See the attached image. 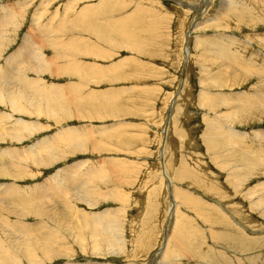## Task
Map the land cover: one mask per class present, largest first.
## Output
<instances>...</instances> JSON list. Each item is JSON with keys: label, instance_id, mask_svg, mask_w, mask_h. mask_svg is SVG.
Here are the masks:
<instances>
[{"label": "rangeland", "instance_id": "1", "mask_svg": "<svg viewBox=\"0 0 264 264\" xmlns=\"http://www.w3.org/2000/svg\"><path fill=\"white\" fill-rule=\"evenodd\" d=\"M0 16L1 72L26 43L40 57L0 80V234L32 254L0 264H264V0H0Z\"/></svg>", "mask_w": 264, "mask_h": 264}, {"label": "bare ground", "instance_id": "2", "mask_svg": "<svg viewBox=\"0 0 264 264\" xmlns=\"http://www.w3.org/2000/svg\"><path fill=\"white\" fill-rule=\"evenodd\" d=\"M207 1H208V0H207ZM23 4H24V3H23ZM231 7H232V5H231ZM237 8H238V7H237ZM226 9H227V8H226ZM2 10H3V8H2ZM4 10H5V9H4ZM230 10H231V9H230ZM245 11H246V8H245ZM200 12H201V11H200ZM240 12H241V11H240ZM3 14H4V13H3ZM6 15H7V13H6ZM217 16H218V15H217ZM215 18H216V17H215ZM4 19H5L4 16H3V17L0 16V24H1V23H2V24L4 23ZM216 20H217V19H216ZM3 25H4V24H3ZM3 27H4V26H3ZM0 28H1V25H0ZM3 31H4V30H3ZM5 31H7V30H5ZM5 31H4V32H5ZM0 35H1V34H0ZM4 37H5V36H4ZM4 37H3V38H4ZM6 37H7V36H6ZM6 37H5V38H6ZM30 37L33 38L32 35H31ZM33 39H34V38H33ZM4 40H5V39H4ZM4 40H3V42H4ZM0 41H1V40H0ZM25 41H26V40H25ZM3 42H2V43H3ZM34 42H35V41H34ZM34 42H33V44H34ZM187 42H188V41H187ZM0 44H1V43H0ZM27 44H28V43H26L24 46H22V48H19V50H16L14 53L11 54V56H10L9 58H7V60H8V63H7V65H8V69L4 70L3 72H1V70H0V80H2V79H13V78H16L19 74H21V73H19V69L21 68L20 66H21L24 62H27L28 60H31V61H32V58H34V59H39V60H40L39 55L37 56V55H36L37 53L35 54V52H34L33 50H30V49H29V45H27ZM33 44H32V45H33ZM36 44H37V43H36ZM2 45H3V44H2ZM5 46H6V45H5ZM6 47H7V46H6ZM37 47H38V45H37ZM37 47H36V49H37ZM3 48H4V47H3ZM34 48H35V47H34ZM39 50H40V49H39ZM42 51H43V50H42ZM39 54H40V52H39ZM222 56H223V55H222ZM43 57H44V56H43ZM225 58H226V57H224L223 59H225ZM34 59H33V60H34ZM43 59H44V58H43ZM204 59H205V58H204ZM223 59H222V61L225 62ZM45 60H46V59H45ZM45 60H44V61H45ZM47 60H49V59H47ZM229 60H230V58H229ZM247 60H248V59H247ZM227 61H228V59H227ZM227 61H226V62H227ZM248 61H249V60H248ZM228 62H229V61H228ZM263 62H264V61H263ZM10 63H12V65H14L15 67H11V66L9 67V64H10ZM29 63H30V62H29ZM29 63H28V64H29ZM45 63L47 64L48 62H45ZM30 64H31V63H30ZM30 64H29V65H30ZM230 64H231V62H230ZM232 64H233V63H232ZM234 64H235V63H234ZM236 64H237V63H236ZM263 64H264V63H263ZM33 65H35V64H33ZM44 65H45V64H44ZM16 66H17V67H16ZM25 66H26V65H25ZM36 66H37V65H36ZM38 66H39V65H38ZM38 66H37V67H38ZM229 66L231 67V65H229ZM29 67L31 68V65H30ZM37 67H36V68H37ZM230 67H229V68H230ZM233 67H234V66H232V68H233ZM240 67H241V66H240ZM26 68H27V66H26ZM225 68H226V67H225ZM0 69H1V66H0ZM28 69H29V68H28ZM32 69H34V68H32ZM233 69H235V68H233ZM236 69H237V68H236ZM36 70H37V69H36ZM222 70H223V69H222ZM21 71H22V70H21ZM27 71H29V70H26V72H27ZM243 71H244V70H243ZM32 72H33V71H32ZM223 72H225V71H223ZM263 72H264V71H263ZM28 74H29V73H28ZM263 74H264V73H263ZM16 75H17V76H16ZM25 75H27V74H25ZM219 75H220V74H219ZM15 76H16V77H15ZM19 76H20V75H19ZM23 76H24V75H23V71H22V76H20V79H21V78H24V79H23L24 81L27 80V78H26V77H23ZM216 76H217V74H216ZM261 76H262V72L259 71V76H258V79H259V80H258V81H259V83L261 84L260 87H261V88H264V78H262ZM4 77H7V78H4ZM4 81H5V80H4ZM21 81H22V80H21ZM28 81H29V82L26 83L27 85H28V84L31 85V84L35 83V82H33V81L31 82L30 80H28ZM8 82H9V80H7V82L4 84L2 81H0V85L2 84L0 87H1V88L3 87V89H5V90L3 91L4 94H6V95H8V94L14 95V94H12V93L7 92V89H8L9 86H10V85L8 86V84H9ZM16 83H17V82H16ZM23 83H24V82H23ZM37 83H38V82L36 81V85H37ZM39 83H40V82H39ZM259 83H258V84H259ZM20 84H21V83H20ZM36 85H35V86H36ZM254 85H255V84H254ZM256 85H257V84H256ZM257 86H258V85H257ZM37 87H39V86H37ZM51 87H52V86H51ZM253 87H254V86H253ZM49 88H50V87H49ZM41 89H42V88H41ZM47 89H48V88H47ZM258 89H260V88H258ZM42 90H43V93H44V89H42ZM248 91H249V90H248ZM10 92H11V91H10ZM45 92H46V91H45ZM14 93H15V92H14ZM35 93H36V92H35ZM255 93H258V92L255 91ZM260 93H261V92H260ZM261 94H262V95L259 94L258 96L255 95V94H253V95L255 96V98L257 99L256 101H257L259 104L264 103V95H263V93H261ZM15 95H16V94H15ZM246 95H247V94H246ZM249 95H250V94H249ZM253 95H252V96H253ZM252 96H251V97H252ZM4 97H5V96H4ZM13 97H14V96H13ZM179 97H180V96H178V98H179ZM2 98H3V96H2ZM6 98H7V97H5V99H6ZM8 99H9V98H8ZM19 99H20V98H19ZM249 99H250V98H249ZM3 100H4V98H3ZM250 100H251V99H250ZM250 100H249V101H250ZM18 101H20V100H18ZM252 101H254V100L252 99L249 103H251ZM15 102H17V100H16ZM12 103H13V102H12ZM17 103H18V102H17ZM48 103H49V102H48ZM245 103H246V102H245ZM249 103H247V104H249ZM258 103H257V104H258ZM19 104H21V102H19L17 106H19ZM49 104H50V103H49ZM254 104H256L255 101H254ZM14 105H16V104H14ZM249 105H250V104H249ZM249 105H248V106H249ZM20 107H21V106H19V108H20ZM246 107H247V106H246ZM252 107H253V106H252ZM17 108H18V107H15V109H17ZM13 109H14V108H13ZM15 109H14V110H15ZM21 109H22V108H21ZM247 109H248V108H247ZM247 109H246V110H247ZM256 109H257V108H256ZM257 110H260V109H257ZM19 111H20V109H19ZM262 113H263V111H262ZM262 113H261V114H262ZM254 114H255V113H254ZM251 115H252V114H251ZM171 116H172V115H171ZM260 116H261V115H260ZM260 116H259V117H260ZM262 116H263V115H262ZM4 117L6 118V116H4ZM256 117H257V116H256ZM259 117H258V118H259ZM5 118H4V119H5ZM1 119H2V118H1ZM6 120H7V119H6ZM17 120H18V119H17ZM21 121H22V120H21ZM2 122H3V120H2ZM5 122H6V121H5ZM15 122H16V121H15ZM18 122H20V121H18ZM5 124H6V123H5ZM5 124H4V125H5ZM21 124H23V123H21ZM24 124H25V123H24ZM13 125H14V123H13ZM15 125H16V124H15ZM17 125H18V124H17ZM1 126H2V124H1ZM21 126H22V125H21ZM25 126H26V125H25ZM31 126H32V125H31ZM2 127H3V126H2ZM8 127H9V126H8ZM18 127H19V126H18ZM22 128H23V127H22ZM24 128H25V127H24ZM24 128H23V129H24ZM1 129H2V128H1ZM11 129H12V128H10V129H8V130L10 131ZM17 129L19 130V128L16 127V130H17ZM230 129H231V128H230ZM20 130H21V129H20ZM66 130H67V129H66ZM66 130H65V131H66ZM72 130H73V129H72ZM72 130H70V131H72ZM13 131H14V130H13ZM65 131H62V132H65ZM76 131H77V132H71V134H70V136H73L75 140H77V139H76V138H77L76 136L79 134V132H78L79 130H76ZM232 131H233V129H232ZM5 132H6V131H5ZM5 132H4V133H5ZM17 132H18V131H17ZM62 132H60V133L62 134ZM233 132H234L233 134H235V135H238V134H239V133H238L237 131H235V130H234ZM259 132H260V131H259ZM259 132H258V133H259ZM11 133H13V132H11ZM20 133H22V131H20ZM231 133H232V132H231ZM5 134H6V133H5ZM13 134H14V133H13ZM17 134H18V133H17ZM56 134H58V133H56ZM61 134H60V135H61ZM0 135H1V133H0ZM21 135H23V133H22ZM24 135H25V134H24ZM60 135H58V139H59V136H60ZM62 135H64V134H62ZM256 135H257V134H256ZM19 136H20V135H19ZM67 136H68V135H67ZM257 136H258V135H257ZM14 137H16V135H15ZM78 137H79V136H78ZM50 138H51V137H50ZM54 138L56 139V137H54ZM62 138H63V137H62ZM65 138H66V137H65ZM51 139L53 140V138H51ZM55 139H54V140H55ZM72 139H73V138H72ZM19 140H20V139H19ZM59 140H61V139H59ZM55 141H56V140H55ZM55 141H52V142H55ZM57 141H58V140H57ZM77 141H78V140H77ZM55 143H56V142H55ZM44 144H45V143H44ZM44 144H43V141H42V144H41V145H44ZM46 144H47V143H46ZM78 144H80V143H78ZM38 146H39V145H38ZM38 146H37V147H38ZM48 146H51V144H50V145L48 144ZM52 146H54V145H52ZM71 146H73V144H72ZM74 146H75V145H74ZM77 146H78V145H77ZM80 146H81V145H80ZM54 147H55V146H54ZM24 148H25V147H24ZM45 149H46V148H45ZM47 149H48V148H47ZM50 149H52V148L50 147ZM38 150H39V149H38ZM53 151H54V150H53ZM20 152H21V151H20ZM38 152H39V151H38ZM13 153H14V152H13ZM24 153H26V152H24ZM24 153H23V154H24ZM39 153H40V152H39ZM51 153H52V151H50V154H51ZM44 155H45V154H44ZM52 155H53V154H52ZM20 156H21V155H20ZM47 157H48V156H47ZM18 158H19V157H18ZM20 159H21V158H20ZM27 159H28V158H27ZM39 159H40V158H39ZM43 160H45V156H44V159H43ZM11 163H12V162H11ZM52 163H54V162H52ZM38 164H39V163H38ZM49 164H50V163H48V165H49ZM31 165H32V164H31ZM33 165H34V164H33ZM48 165H47V166H48ZM50 165H51V164H50ZM82 165H84V164H82ZM15 166H16V165H15ZM73 166H74V165H73ZM76 166H77V165H76ZM28 167H29V166H28ZM72 168H73V167H72ZM74 168H75V167H74ZM6 170H7L6 172H8V171L10 170V168H9V170H8V169H6ZM4 171H5V170H4ZM75 171H76V170H75ZM9 172H11V171H9ZM11 173H12V172H11ZM11 173H10V174H11ZM97 173H98V172H97ZM3 175H4V174H3ZM90 175H91V174H90ZM83 176H84V175H83ZM8 177H9V176H8ZM13 177H14V176H13ZM15 177H16V176H15ZM80 177H81V176H80ZM91 177H92V175H91ZM164 177H165V176H164ZM52 178H53V177H52ZM57 178H58V177H57ZM86 178L88 179L87 176H86ZM87 179H86V180H87ZM49 180H50V179H49ZM53 180H54V178H53ZM55 180H56V178H55ZM59 180H60V179H59ZM83 180H84V182H85V179H84V178H83ZM51 181H52V180H51ZM51 181H50V182H51ZM63 181L65 182L66 180H63ZM63 181H62V183H63ZM14 182H15V181H14ZM56 182H58V181H56ZM66 182H67V181H66ZM66 182H65V183H66ZM68 182H69V181H68ZM72 182L75 183L74 180H73ZM54 183H55V182H54ZM65 183H63V184H65ZM81 183H82V182H81ZM46 184H47V183H46ZM57 184H58V183H57ZM83 184L86 185V183H83ZM83 184H82V185H83ZM85 185H84V186H85ZM168 185H169V184H168ZM10 186H11V185H10ZM54 186H55L54 188L60 190V187H58V185H54ZM56 186H57V187H56ZM87 186H88V185H87ZM170 186H171V184H170ZM11 187H12V186H11ZM49 187H50V186H49ZM61 187H62V186H61ZM80 187H81V186H80ZM63 188H64V187H63ZM68 188H72L70 184H69ZM74 188H75V187H74ZM85 188H86V187H85ZM66 189H67V188H66ZM64 190H65V189H64ZM6 191H7V190H6ZM6 191H5V192H6ZM69 191H70V190H69ZM71 191H72V190H71ZM71 191H70V192H71ZM3 192H4V191H3ZM5 192H4V193H5ZM36 192H37V191H36ZM54 192H56V191H54ZM6 193H8V192H6ZM13 193H14V192H13ZM42 193H43V192H42ZM42 193H41V195H43ZM46 193H47V192H46ZM64 193H65V192H64ZM71 193H72V192H71ZM14 194H15V193H14ZM14 194H12V195H14ZM44 194H45V193H44ZM0 195H2V193H1ZM6 195H7V194H6ZM15 196H16V195H15ZM46 196H47V195H46ZM3 197H4V200H5L6 197H5V196H3ZM3 197H2V198H3ZM25 197H26V196H25ZM25 197H24V198H22V197H12V198L8 199L7 201H9V203H10V202L14 203L15 200H21V199H24L23 201H28V202H29L30 199L32 198V197H31L30 199H27L29 196L26 197V198H25ZM35 197H40V196H35ZM33 199H34V197H33ZM42 199H43V198H42ZM172 199H173V198H172ZM31 200H32V199H31ZM261 200H262V199H261ZM36 201H37V200H36ZM36 201H34V202H36ZM263 201H264V197H263ZM143 202H144V201H143ZM9 203H8V204H9ZM141 203H142V202H141ZM19 205H23V204H22L21 202H19ZM66 207H67V205H66ZM173 209H174V204H173V201H171V212L173 211ZM62 210H63V209H62ZM64 210H65V209H64ZM69 212H70V211H69ZM111 214H112V213H111ZM169 214H170V209H169ZM50 215H52V214H50ZM59 215H60V214H59ZM103 215H104V214H103ZM103 215H102V218H104ZM109 215H110V214H109ZM2 216H3V215H2ZM104 216H106V215H104ZM0 217H1V216H0ZM3 217H4V216H3ZM19 217H20L19 219H21V217H23V215H21V216H19ZM63 217H65V216H63ZM5 218H6V217H5ZM5 218H4V219H5ZM94 218H95V217H94ZM94 218H93L92 220H94V222H96L97 217H96L95 219H94ZM100 218H101V217H100ZM53 219H54V218H53ZM65 219H66V218H65ZM1 220L3 221V219H0V223L2 224ZM8 220H9V218H8ZM44 220H45V218H44ZM101 220H103V219H101ZM139 220H140V219H139ZM4 221H5V220H4ZM4 221H3V222H4ZM10 221H11V220H10ZM10 221H9V222L7 221V222L10 223ZM11 222H12V221H11ZM94 222H93V223H94ZM105 222H106V223H109V221H107V220L104 221V220H103V221L101 222V223L103 224L104 227L106 226ZM14 223H16V222H14ZM46 223H47V222H46ZM10 224H11V223H10ZM16 224H18V223H16ZM44 224H45V223H44ZM61 224H62V223H61ZM109 224H110V223H109ZM4 225H5V224H4ZM0 226H1V227H0L1 230L4 231V230H5L4 228H5L6 225L3 226L4 228L2 227V225H0ZM9 226H10V225H9ZM9 226H7V227L10 228ZM11 226H12V225H11ZM47 226H48V225H47ZM59 226H60V225H59ZM92 226H93V224H92ZM95 226H96V224H95ZM109 226H110V229H112V228L114 227L113 225H109ZM13 227H15V226L13 225ZM19 227H20V226H18V228H19ZM43 227H44V226H43ZM50 227H51V226H50ZM11 228H12V227H11ZM101 228H102V227H101ZM14 229H16V228H14ZM46 229H47V228H46ZM49 229H51V228H49ZM52 229H53V228H52ZM62 229H63V228H62ZM102 229H103V228H102ZM60 230H61V229H60ZM100 230H101V229H100ZM103 230H104V229H103ZM118 230H119V229H118ZM17 231H18V229H17ZM21 231H23V230L20 229L19 232H21ZM43 231H44V230H43ZM49 231H50V230H49ZM49 231H48V232H49ZM51 231H52V230H51ZM0 232H1V231H0ZM4 232H5V233H6V232H9V230H8V231H4ZM41 232H42V231H41ZM41 232H40V233H41ZM65 232H66V231H65ZM106 232H107V231H106ZM2 233H3V232H2ZM30 233H31V232H30ZM34 233H35V232H34ZM34 233H33V234H34ZM55 233H56V232H55ZM110 233H111V232H110ZM6 234H7V233H6ZM6 234H5V235H6ZM38 234H39V233H38ZM117 234H118V233H117ZM1 235H2V234H0V261H2V262H6V263H7V261H8V258H7L6 256H4L3 254H1V253L4 252V249H6V248H5L6 246L11 247V246H15V245H16V246H15V247H16V250H20V251H22L23 253H26V256H27L28 258L32 255V254H30V253L27 251L26 247L23 248V246H25L23 242H21L20 244H15L14 242H13V243H12V242H7V241H6V238H7V237H6V238L4 237L5 239H1ZM42 235H43V234H42ZM47 235H48V234H47ZM52 235H53V234H52ZM54 235H55V234H54ZM106 235H107V234H106ZM111 235L113 236V234H111ZM3 236H4V233H3ZM39 236H40V235H39ZM65 236H66V235H65ZM263 236H264V235H263ZM45 237H46V236H45ZM54 237H55V236H54ZM109 237H110V236H109ZM114 237H115V239H116V237H117L116 234H114L113 238H114ZM118 237H119V236H118ZM2 238H3V237H2ZM39 238H40V237H39ZM63 238H64V237H63ZM78 238H79V237H78ZM53 239H55V238H53ZM257 239H258V238H257ZM8 240H9V239H8ZM46 240H47V239H46ZM112 240H113V239H112ZM116 240H118V239H116ZM9 241H10V240H9ZM47 241H48V240H47ZM51 241H52V240H51ZM53 241H54V240H53ZM53 241H52V242H53ZM106 241H107V240H106ZM167 242H168V241H167ZM49 243H51V242H49ZM116 243H117V242H116ZM42 244H43V242H42ZM112 244H113V243H112ZM119 244H120V243H119ZM46 245H47V244H46ZM48 245H49V244H48ZM110 245H111V244H110ZM113 245H114V244H113ZM52 246H53V244L50 245V247H52ZM165 246H166V241H165V243H163V247H162V248H164ZM3 247H4V248H3ZM42 247H44V246H42ZM45 247H47V246H45ZM47 248H48V247H47ZM47 248H45V250H47ZM95 248H96V247H95ZM98 248H99V247H98ZM43 249H44V248H43ZM48 250H49V249H48ZM7 252H8V251H7ZM43 252H44V251H43ZM109 252H110V251H109ZM161 252H162V250H161ZM41 253H42V252H41ZM9 256H10V255H9ZM34 257H35V256H34ZM162 257H163V256H162ZM10 261H11V260H10ZM2 262H1V263H2ZM14 262H16V261L13 260L12 263H14ZM163 262H164V260H163ZM31 263H32V262H31ZM3 264H4V263H3Z\"/></svg>", "mask_w": 264, "mask_h": 264}]
</instances>
